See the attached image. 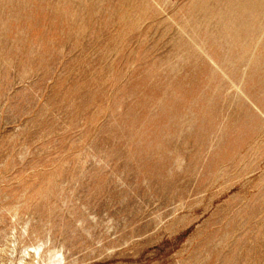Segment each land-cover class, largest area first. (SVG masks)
Instances as JSON below:
<instances>
[{"label": "rangeland", "instance_id": "374dc122", "mask_svg": "<svg viewBox=\"0 0 264 264\" xmlns=\"http://www.w3.org/2000/svg\"><path fill=\"white\" fill-rule=\"evenodd\" d=\"M0 264H264V0H0Z\"/></svg>", "mask_w": 264, "mask_h": 264}]
</instances>
